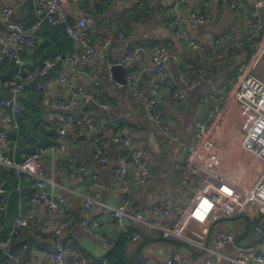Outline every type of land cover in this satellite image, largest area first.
<instances>
[{
    "label": "crops",
    "instance_id": "obj_1",
    "mask_svg": "<svg viewBox=\"0 0 264 264\" xmlns=\"http://www.w3.org/2000/svg\"><path fill=\"white\" fill-rule=\"evenodd\" d=\"M138 1L78 0L64 8L74 21L83 15L91 19L90 35L98 49L105 37L113 38L106 51L107 57L113 62L123 61L126 51L132 46L147 47L146 52L123 63L127 66V71L135 69L141 74V84L145 90H149L155 80L150 48L156 44L165 47L170 75L178 86L186 89V97L183 99L172 96L170 89L164 85L159 93L162 112L175 121L177 142L170 144L161 137L155 123L146 114L144 99L135 96L126 83L121 84L116 79V82H111L106 78L104 57L98 56L91 62H81L84 73L80 81L84 85V92L77 98L76 106L78 110L91 115L96 124V133L106 140L111 138V134L105 129L106 116H118L120 124L128 128L134 145L145 148L146 157L156 177L147 184H141L136 169L132 166L125 180L116 178L114 168L128 162V151L123 145L110 141L107 162L100 163L92 154V133L82 126L69 127L66 133L67 153L75 156L80 169H74L67 162L66 156L61 154H46L40 161L46 174L57 183L53 191L64 196L70 208L72 225L65 234L68 252H80L92 261L106 260L108 264H141L146 261L162 264L167 253L176 251L181 256L182 264H200V256L206 250L177 237L157 236L152 226L137 222L132 217H128L125 227H120L110 213L104 211L102 203H95L86 211L83 194L98 193L101 202L116 205L124 194L122 186L125 183L129 187L132 212L143 207L151 208L164 200L178 206L179 209L174 208L166 216H158L150 209L145 213L147 220L159 222L168 229L175 228L182 219L180 208L188 206L197 191V184L189 182L188 173L185 171L186 176L184 171L181 172L177 164L184 159L185 149L197 141L196 132L200 122L206 123L207 133L218 141L217 146L207 144L200 148L199 168L202 176L212 170L218 178L229 179L238 185H250L259 177L262 162L241 145V137L250 124L252 112L245 110L230 97L237 67L251 58V49L245 35L251 10L258 0H237V6L225 12L221 9L220 0H188L181 6L186 17L199 11L207 18L206 22L196 28H190L186 20L185 26L195 38L206 42L210 37L221 34L228 33L232 36L236 50L232 64L225 61V44L203 54L191 49L175 33L171 0H152L145 13L138 8ZM3 6L11 8V19L20 21L26 31L32 32L35 42L30 51H20L21 65L7 56L0 61V79L40 67L46 58L59 57L45 76L50 80L47 93L38 91L35 81H32L25 84L15 96L22 105V111L15 116L17 127L6 122L0 114V129L6 131L13 140L6 147L0 142V149L6 150L13 159L22 160L27 153L39 146L55 142L60 102L71 98V92L66 84L55 81L53 75L58 70H70L68 57L80 51L81 45L67 34L68 21L50 23L42 20L32 29L37 20L35 0H0V11ZM260 16L264 23V5L260 7ZM3 28L0 21V29ZM118 30L125 35L122 42L115 39ZM262 60L263 58L260 62ZM93 74L100 77L98 83L92 82ZM12 97L14 94L0 85V98ZM93 97L102 99L110 106L104 108L97 105L92 100ZM213 107L218 111L210 114L209 109ZM20 140H23L22 144H19ZM171 169L182 173V181L178 180L180 185L174 188L167 184L166 176L170 175ZM93 174H97L98 184L89 188ZM0 184L5 189L7 199L5 211L0 214V238L10 235L15 216L28 209L34 208L39 222L58 223L59 217L50 214L45 205L30 201L32 177L5 167L0 173ZM230 219H218L206 231L197 223L190 222L181 233L212 246L215 231L222 230L232 232L236 243L240 244L239 237L249 230V219L242 216ZM135 232L140 234L136 240L130 238ZM257 233L259 238L247 244L262 248L264 233ZM102 236L110 240V248L104 246ZM51 250V238L48 234L40 229L26 228L12 237L8 252L0 251V264H30L33 256L37 257L38 264H52ZM220 252L235 254V244H225ZM217 257L225 262L221 256Z\"/></svg>",
    "mask_w": 264,
    "mask_h": 264
},
{
    "label": "built area",
    "instance_id": "obj_2",
    "mask_svg": "<svg viewBox=\"0 0 264 264\" xmlns=\"http://www.w3.org/2000/svg\"><path fill=\"white\" fill-rule=\"evenodd\" d=\"M78 0H35V13L37 20L32 26L36 28L42 20L50 23L66 22L67 14L65 6L73 4ZM188 0H171V10L173 12L172 24L175 33L183 38L188 46L203 54L208 53L212 48L221 44L226 45L225 61L232 64L236 56L232 36L228 33L215 37H210L206 42L195 38L187 30L186 20L190 28H196L198 25L206 22L205 14L195 11L188 17L184 15L181 6ZM72 2V3H71ZM152 0H139L138 8L142 13L147 12L148 5ZM222 11L230 10L237 6V0H220ZM264 5L263 0H258L251 10V19L248 24V31L245 40L251 49V58L248 62L239 65L236 69L237 75L231 87L230 97L238 102L245 110L252 112L249 126L241 137L242 147L254 154L261 162L262 169L259 177L250 185H238L234 181L226 178H218L212 171L208 170L203 176L199 168V151L204 145L211 144L217 146L218 141L207 133L205 122L198 123L196 137L197 141L185 149L184 159L177 164V168L188 173L189 182L197 184L196 194L185 208L181 209L182 219L173 229L165 228L159 222H152L146 219L145 213L150 209L158 216H166L176 205H172L169 200L151 208L143 207L132 212L130 209L131 199L128 194V185L123 184L124 194L116 205H109L101 202L100 195L83 194L84 207L89 210L93 204L102 203L104 211H108L113 217L115 223L120 227H125L128 217H132L137 222L148 224L155 230V234L162 238L177 237L194 246L202 248L207 252L200 256V264H264V247L257 248L254 245H240L235 241V235L232 232L216 230L213 235V245L208 246L197 242L181 233L190 222H195L206 231L215 221L222 218L236 216L246 217L255 221L253 229L264 233V79L257 76L253 71L260 60L264 57V23L260 16V7ZM11 8L3 6L0 11V21L4 28L0 29V61L4 57L14 59L18 65H21L20 51H30L34 45L35 39L30 31H26L20 21L13 20L10 17ZM91 19L88 16H78L73 24L67 23V34L77 40L81 45V50L74 52L68 57L69 71L58 70L53 79L64 83L71 92V98L60 102L61 111L58 114L56 123L57 136L53 144L39 146L33 152L27 153L22 160L11 158L6 150L0 149V173L5 167L13 168L26 176L33 178V190L30 201L35 204H42L48 209L50 214H56L59 221L56 224L50 222H39L36 212L28 209L22 214L15 216L12 224L11 233L6 238H0V251L5 253L9 251L10 241L13 236L19 234L23 229H40L41 232L48 234L51 238V258L52 264H107L106 260L100 262L92 261L80 252H68L66 248L65 234L72 225L70 208L66 198L53 191L57 184L53 178L48 176L41 164V157L46 154H61L66 156L67 162L72 164L74 169H80L73 154L67 153L66 133L69 127H85L92 133L94 148L93 157L104 164L108 159L109 142L118 143L124 146L128 151L130 158L125 165L114 168V176L125 180L132 166L135 167L139 182L147 184L156 177L151 168L144 147L135 146L129 136V130L125 125L120 124L116 115L108 114L105 119L106 132L111 134L109 140L104 139L102 135L96 133V124L91 115L80 110L77 106V98L83 94L84 85L80 81L84 70L81 62H91L96 57L105 58L106 78L111 82H116L112 66L114 63H125L140 53L146 52L147 47L135 45L128 48L121 62L111 61L106 51L112 44L113 38L105 37L98 49L90 35ZM115 39L119 42L125 40L123 31L118 30ZM151 64L154 74V82L149 90H145L141 84V74L135 70L127 71L126 86L137 97L144 99L147 116L153 120L156 129L161 137L168 143L178 141V135L175 130V121L172 117L164 114L159 104V93L162 86H167L172 96L183 99L186 97V89L178 86L170 75L168 62L165 58V47L159 44L150 48ZM58 56L46 58L43 65L24 73L16 72L9 78L0 79V85L8 88L13 94L12 98H0V114L2 118L17 127L16 114L22 111V105L15 97L25 84L35 81V88L42 93H47L50 88V80L45 76L50 68L57 62ZM100 77L97 74L92 75V82L98 83ZM99 106L108 108L109 103L100 98H92ZM7 108L9 110L7 111ZM218 111L216 107L209 109L212 114ZM13 140L7 135L6 131L0 129V142L4 147ZM98 184L97 174L91 177L89 188ZM5 189L0 184V214L6 208ZM263 220H260V218ZM259 219V221H258ZM140 237L135 232L130 238L136 240ZM102 242L106 248L111 247V242L102 236ZM228 243L235 244V254H224L220 249ZM217 255L221 256L225 262L221 261ZM30 264H38V259L33 256ZM141 264H151L143 262ZM162 264H182L181 256L176 251L167 253Z\"/></svg>",
    "mask_w": 264,
    "mask_h": 264
},
{
    "label": "rangeland",
    "instance_id": "obj_3",
    "mask_svg": "<svg viewBox=\"0 0 264 264\" xmlns=\"http://www.w3.org/2000/svg\"><path fill=\"white\" fill-rule=\"evenodd\" d=\"M253 72L257 76H259L262 79H264V57H263V60L258 65L257 69L255 71H253ZM179 170L181 171V169H179ZM181 172H183V170ZM183 173H185V171ZM186 176H187V174H186ZM166 177H167V181H168L167 184L171 185L172 188L177 187L178 185H180L178 180L182 181V173L176 171L175 169H171L170 175L166 176ZM156 180H157V178H156ZM230 218H234V217H230ZM230 218H225V219H230ZM230 220H232V219H230ZM246 221H248V220H246ZM253 224H254L253 220H249L247 222V226H249V230L244 235L239 237L238 241H239L240 244L248 245L247 243L256 241L259 238V236H258L259 234L257 233L258 231L256 232L255 230H253Z\"/></svg>",
    "mask_w": 264,
    "mask_h": 264
},
{
    "label": "water",
    "instance_id": "obj_4",
    "mask_svg": "<svg viewBox=\"0 0 264 264\" xmlns=\"http://www.w3.org/2000/svg\"><path fill=\"white\" fill-rule=\"evenodd\" d=\"M67 21L69 24H73L74 18L71 15H67ZM112 70L114 73L115 79L121 83L124 84L126 82V72H127V66L125 64L121 63H114L112 66ZM23 140L19 141V144H22Z\"/></svg>",
    "mask_w": 264,
    "mask_h": 264
},
{
    "label": "trees",
    "instance_id": "obj_5",
    "mask_svg": "<svg viewBox=\"0 0 264 264\" xmlns=\"http://www.w3.org/2000/svg\"><path fill=\"white\" fill-rule=\"evenodd\" d=\"M108 264V263H107Z\"/></svg>",
    "mask_w": 264,
    "mask_h": 264
}]
</instances>
